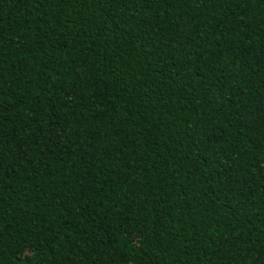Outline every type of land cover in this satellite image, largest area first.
Masks as SVG:
<instances>
[{
    "label": "trees",
    "instance_id": "trees-1",
    "mask_svg": "<svg viewBox=\"0 0 264 264\" xmlns=\"http://www.w3.org/2000/svg\"><path fill=\"white\" fill-rule=\"evenodd\" d=\"M0 264H264V0H0Z\"/></svg>",
    "mask_w": 264,
    "mask_h": 264
}]
</instances>
